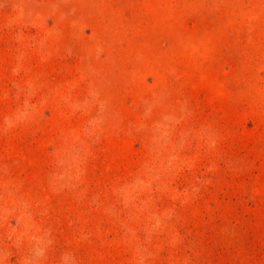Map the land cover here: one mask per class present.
<instances>
[{"label": "rangeland", "instance_id": "obj_1", "mask_svg": "<svg viewBox=\"0 0 264 264\" xmlns=\"http://www.w3.org/2000/svg\"><path fill=\"white\" fill-rule=\"evenodd\" d=\"M0 264H264V0H0Z\"/></svg>", "mask_w": 264, "mask_h": 264}]
</instances>
